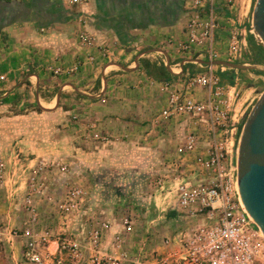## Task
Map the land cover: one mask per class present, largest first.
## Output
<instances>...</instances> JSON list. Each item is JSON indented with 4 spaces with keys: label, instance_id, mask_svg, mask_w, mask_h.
<instances>
[{
    "label": "built area",
    "instance_id": "2783aa9c",
    "mask_svg": "<svg viewBox=\"0 0 264 264\" xmlns=\"http://www.w3.org/2000/svg\"><path fill=\"white\" fill-rule=\"evenodd\" d=\"M50 1L85 5L90 0ZM240 2L186 0L185 8L189 13L186 37L178 42L177 48L205 52L208 62L200 72L160 83L165 101L153 124H168L174 120L179 121L182 130L188 126L167 149L171 154L172 173L159 176L155 181L157 189L164 191L167 206L170 205L178 217V226L152 243L141 238L139 244L127 248L123 245V235L133 236L136 232L135 218L128 214L122 217L121 229H114L111 247L106 249L103 239L112 228L110 221L94 223L78 215L77 236L65 237L60 243L52 241L48 231L37 233L29 224L19 234L26 262L64 264L65 252L71 261L78 259L83 264H264V235L242 203L237 180L238 133L244 115L240 110L242 82L237 75L233 82H223L216 67L221 55L219 46L223 44L228 62L240 61L248 53L235 16ZM221 19L229 26L224 43L216 37ZM79 39L85 46L92 45L87 33H80ZM100 52L107 55L105 48ZM93 59L88 57L90 62ZM77 69L78 64H74L67 68L57 66L52 71L60 74ZM220 69L227 68L221 65ZM85 136L105 139L98 133ZM52 167L53 163L41 162L34 169V176ZM84 194L79 187L68 190L67 199L59 204L61 212L66 214L72 210L76 200ZM31 220H36V215H32ZM13 233L17 235L16 231ZM51 243L56 246L52 248Z\"/></svg>",
    "mask_w": 264,
    "mask_h": 264
},
{
    "label": "crops",
    "instance_id": "0c3cea01",
    "mask_svg": "<svg viewBox=\"0 0 264 264\" xmlns=\"http://www.w3.org/2000/svg\"><path fill=\"white\" fill-rule=\"evenodd\" d=\"M252 2L247 0L244 6L240 2L241 7L235 10L237 28L248 47L241 67L224 65L227 69L222 71V64L216 63L219 74L239 77L247 97L260 86L264 87V61L258 63L250 57L249 41L261 46L250 31ZM185 7L186 0H90L85 5L50 0H0V41L6 40L0 42L1 118L6 117L4 112L8 108L51 107L55 100L69 106L83 105L86 101L95 105L105 98L110 101L108 111L118 113L112 124L115 130L121 129L123 136L131 135L126 130L131 129L128 124L145 123L137 139L142 140L144 152L158 157L163 165V172L155 181L172 173L171 154L164 143L173 125L153 124L156 98L152 95L151 81L158 85L165 80L177 81L187 73L200 72L208 62L205 52L177 48L178 42L186 37L189 13ZM219 23L216 37L224 43L229 26L223 19ZM80 33L91 37V46L81 44ZM101 48L106 49V56L101 54ZM219 49L221 55L216 62L226 61L225 44ZM88 57H93V61ZM74 64H78V69L72 73L51 72L57 66L67 68ZM52 93L55 94L50 96ZM164 101L162 93L157 112ZM125 112L131 119H125ZM91 118H100L99 125L110 119ZM176 131H180L179 127ZM155 187L150 198L156 208L174 214L170 205L167 206L164 191ZM114 229L110 230L112 235ZM135 229L134 246L145 238L139 237L136 223Z\"/></svg>",
    "mask_w": 264,
    "mask_h": 264
},
{
    "label": "rangeland",
    "instance_id": "374dc122",
    "mask_svg": "<svg viewBox=\"0 0 264 264\" xmlns=\"http://www.w3.org/2000/svg\"><path fill=\"white\" fill-rule=\"evenodd\" d=\"M252 1L250 7L255 0ZM241 2L244 6L247 0ZM244 60L245 57L235 65ZM151 85L154 88L152 95L156 98L152 111L155 119L162 92L160 84L151 81ZM263 89L260 86L247 97L242 87L241 112L249 113ZM107 99L114 100L108 96ZM54 103L42 108H8L3 119V112L0 113V264H29L23 258L22 237L19 236L20 230L29 224L37 233L48 231V237L59 243L65 237L77 236L78 215L82 220L94 223L110 221L112 227L120 230L122 217L132 214L139 237H145L147 243L175 229L179 224L178 217L169 214L170 211H159L150 198L156 188L155 178L163 172V165L158 157L147 155L141 148L144 146L142 140L137 139L145 123L128 124L131 129L126 130L131 135L123 136L121 129L115 130L116 126L112 124L118 113L108 111L110 101L105 98L95 105L89 101L71 106L56 100ZM92 116L110 119L99 125L101 119H92ZM125 119H131L127 112ZM241 120H245L244 116ZM165 125H173L164 143L168 149L188 126L182 130L179 121L174 120ZM178 127L180 131H176ZM88 133L102 134L105 139L85 136ZM41 162L53 163V167L39 171L35 177L34 169ZM63 166L66 168L62 169ZM76 187L82 188L85 194L64 214L59 204L67 199L68 190ZM32 215H36V220H31ZM108 232L103 239L106 249L111 247L112 232ZM123 241L128 248L134 246L135 238L123 235ZM55 246L51 243L52 248ZM63 257L64 264H83L82 260L71 261L65 252Z\"/></svg>",
    "mask_w": 264,
    "mask_h": 264
},
{
    "label": "water",
    "instance_id": "95a60500",
    "mask_svg": "<svg viewBox=\"0 0 264 264\" xmlns=\"http://www.w3.org/2000/svg\"><path fill=\"white\" fill-rule=\"evenodd\" d=\"M251 26L257 41L264 47V0L254 1ZM216 63L241 67L228 61ZM243 116L237 153L239 194L245 209L264 235V89L249 113Z\"/></svg>",
    "mask_w": 264,
    "mask_h": 264
},
{
    "label": "trees",
    "instance_id": "16d2710c",
    "mask_svg": "<svg viewBox=\"0 0 264 264\" xmlns=\"http://www.w3.org/2000/svg\"><path fill=\"white\" fill-rule=\"evenodd\" d=\"M4 1H9V2H18V1H13V0H4ZM252 35L249 36V39L252 40ZM249 46L251 48V59L255 60V62H263L264 61V48L261 45H257L255 43H252V41H249ZM219 76L221 77V80L223 82H233L235 74H229V73H220ZM244 121H242L243 123ZM242 127V125H241Z\"/></svg>",
    "mask_w": 264,
    "mask_h": 264
},
{
    "label": "bare ground",
    "instance_id": "6f19581e",
    "mask_svg": "<svg viewBox=\"0 0 264 264\" xmlns=\"http://www.w3.org/2000/svg\"><path fill=\"white\" fill-rule=\"evenodd\" d=\"M261 41H263L262 39H260Z\"/></svg>",
    "mask_w": 264,
    "mask_h": 264
}]
</instances>
